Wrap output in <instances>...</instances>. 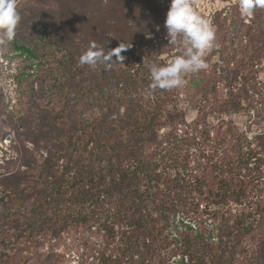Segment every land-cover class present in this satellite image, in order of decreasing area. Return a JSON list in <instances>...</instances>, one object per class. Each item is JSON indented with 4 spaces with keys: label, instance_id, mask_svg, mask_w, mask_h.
Here are the masks:
<instances>
[{
    "label": "trees",
    "instance_id": "1",
    "mask_svg": "<svg viewBox=\"0 0 264 264\" xmlns=\"http://www.w3.org/2000/svg\"><path fill=\"white\" fill-rule=\"evenodd\" d=\"M54 1L57 11H20L27 19L7 55L17 61V105L9 111L0 93L10 126L0 137H12V154L0 159V264H59L55 246L77 234L83 264H264V207H231L230 163L187 153L174 176L159 170L161 153L181 137L180 93L192 108L237 112L234 83L248 72L245 98L264 101L253 78L264 62V26L247 34L251 46L237 47L247 59L227 91L206 69L146 98L150 65L179 54L166 38L170 0ZM92 42L124 46L122 63L81 66ZM190 192L218 205L211 223L177 221L175 197Z\"/></svg>",
    "mask_w": 264,
    "mask_h": 264
},
{
    "label": "rangeland",
    "instance_id": "2",
    "mask_svg": "<svg viewBox=\"0 0 264 264\" xmlns=\"http://www.w3.org/2000/svg\"><path fill=\"white\" fill-rule=\"evenodd\" d=\"M190 2L194 10L207 19L215 29L216 47L206 56L209 64L206 77L211 84L216 83L225 92L229 82L235 77L236 70L241 69L247 59L248 52L242 53L237 47L242 45L241 42L248 43L247 34L252 36L250 33H254L257 27L264 26V8H256L252 15L244 16L240 11L239 0H190ZM29 7L35 11L36 9L58 10V5L54 0L43 3L37 0L16 1L18 13L30 11ZM162 10L168 11L167 8H162ZM20 15L22 19L18 24L21 27L20 24L25 25L27 17L25 12ZM251 45L249 41V46ZM12 53V45L9 43L2 50L4 61L0 62V93L3 94V103L8 105L9 111L14 110L17 105L16 84L13 76L17 69V61H11L7 56ZM161 57L165 59L168 56L163 54ZM247 73L240 74L237 82L234 83L237 86L234 89L235 98L241 99L242 107V110L237 112L218 114L209 108H192L180 93L177 105L186 110L185 117L182 119L183 123L178 125L177 132L181 137L172 139L167 150L161 153L159 168L160 171L174 176L176 172L174 169L183 165L180 156L187 153L199 156L200 160L206 159L203 155L211 154L215 155V161L224 158L225 164L230 163L225 178L234 189L230 200L234 199L235 202L230 205L240 212L251 211L260 205L264 207V109L258 112L263 108L264 101L260 102L257 94L252 99L245 98L241 86ZM253 78L254 82H258L259 88H263L264 95V62L258 66V71ZM253 78L250 82H253ZM224 94L221 96L223 97ZM249 94H252V89ZM225 96L229 95L225 94ZM257 102L260 104L256 105ZM9 129L6 115H0V136ZM167 131L166 129L165 134ZM186 131L188 135H185ZM5 151L7 156L12 154L10 142L6 139L2 141L0 137V159L5 155ZM173 156L178 160L172 158ZM241 167L243 170L240 172ZM204 198L206 194L199 192H190L183 196L178 194L175 197L177 221H184L194 229L200 223L203 225L211 223L218 215L219 207L212 200ZM77 236L79 235L61 239L55 246L54 251L58 255L59 264H83L81 255L85 249L84 242L78 240Z\"/></svg>",
    "mask_w": 264,
    "mask_h": 264
},
{
    "label": "clouds",
    "instance_id": "3",
    "mask_svg": "<svg viewBox=\"0 0 264 264\" xmlns=\"http://www.w3.org/2000/svg\"><path fill=\"white\" fill-rule=\"evenodd\" d=\"M239 7L242 15L250 16L256 8H264V0H239ZM19 21L16 0H0V51L15 39ZM164 26L168 44L176 47L179 54L162 65H150L151 82L146 98H150L157 89L184 87L188 75L208 69L205 58L216 47L214 27L194 10L190 0H170ZM125 49L120 45L106 51L92 42L81 54L79 64L90 67L103 65L105 70H110L114 62L122 63L120 53Z\"/></svg>",
    "mask_w": 264,
    "mask_h": 264
},
{
    "label": "built area",
    "instance_id": "4",
    "mask_svg": "<svg viewBox=\"0 0 264 264\" xmlns=\"http://www.w3.org/2000/svg\"><path fill=\"white\" fill-rule=\"evenodd\" d=\"M4 61V58L2 56V51H0V62H3Z\"/></svg>",
    "mask_w": 264,
    "mask_h": 264
},
{
    "label": "water",
    "instance_id": "5",
    "mask_svg": "<svg viewBox=\"0 0 264 264\" xmlns=\"http://www.w3.org/2000/svg\"><path fill=\"white\" fill-rule=\"evenodd\" d=\"M11 139H12L11 135H8V136L6 137V140H7L8 142H10Z\"/></svg>",
    "mask_w": 264,
    "mask_h": 264
}]
</instances>
